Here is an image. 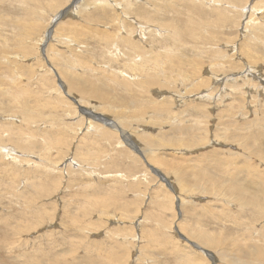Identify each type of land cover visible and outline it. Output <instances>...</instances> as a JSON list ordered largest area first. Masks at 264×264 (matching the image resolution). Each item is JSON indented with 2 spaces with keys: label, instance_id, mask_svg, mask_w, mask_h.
Returning a JSON list of instances; mask_svg holds the SVG:
<instances>
[{
  "label": "rangeland",
  "instance_id": "rangeland-1",
  "mask_svg": "<svg viewBox=\"0 0 264 264\" xmlns=\"http://www.w3.org/2000/svg\"><path fill=\"white\" fill-rule=\"evenodd\" d=\"M262 181L264 0H0V264H264Z\"/></svg>",
  "mask_w": 264,
  "mask_h": 264
},
{
  "label": "bare ground",
  "instance_id": "bare-ground-1",
  "mask_svg": "<svg viewBox=\"0 0 264 264\" xmlns=\"http://www.w3.org/2000/svg\"><path fill=\"white\" fill-rule=\"evenodd\" d=\"M96 1H99V0H95V2H96ZM78 2H79V1H78ZM63 32H64V31H63ZM258 38H259V37H258ZM4 69H5V68H4ZM125 84H126V83H125ZM126 85H127V84H126ZM126 85H125V86H126ZM66 87L68 88L69 92H70V90H72V91H73V90L77 91L76 89L78 88V86H74V88H76V89H72V88L69 87V86H66ZM88 96H90L89 93H88ZM92 96H93V95H92ZM92 96H91V97H92ZM102 96L105 97V94L102 93ZM93 97L98 98L99 96H97V97H96V96H93ZM108 99H110V98H108ZM105 100H106V99H105ZM104 103H105V102H104ZM101 119H102V118H101ZM129 126H130V125H129ZM129 128H130V127H129ZM233 139H234V138H233ZM140 140H141V139H140ZM228 140H229V139H228ZM141 142H142V145H143L144 147L147 146V148H152V147L154 148V147H158V146H159V144H158L157 141L154 142L152 139H150V138H146V136H145L144 138H142ZM173 142H174V144L176 145L175 140H173ZM178 143L180 144V142H178ZM179 144H178V145H179ZM182 145H183V144H180V146H181L180 148H183ZM184 145H187V144H184ZM190 146H192V145H190ZM160 147H161V146H160ZM176 147H177V146H176ZM187 147H188V146H187ZM184 148H185V146H184ZM245 148H246V147H245ZM243 149H244V148H243ZM246 149H247V148H246ZM148 151L150 152L149 149H148ZM152 151H154V150H152ZM152 151H151V152H152ZM157 153H158V152H157ZM176 156H177V155H176ZM159 159H160V158H159ZM152 164H153V163H152ZM157 165L159 166V164H157ZM243 168H244V167H243ZM153 169H155V168H153ZM175 169H176V168H175ZM177 169H178V168H177ZM177 172H179V169L177 170ZM172 173H173V172H172ZM173 174H174V173H173ZM175 174H176V173H175ZM194 176H195L197 179H198V178H199V179L202 178V174L199 175V173H196ZM260 178H261V177H260ZM260 178H259V179H260ZM261 180H263V179H261ZM190 183H191V185H192V181H190ZM257 183H258V182H257ZM262 183H263V185H264V181H262ZM255 184H256V183H255ZM256 185H257V184H256ZM228 189H229V188H228ZM241 195H242V194H241ZM220 197H221V196H220ZM226 197H227V196H226ZM242 197H243V196H242ZM243 198H244V197H243ZM248 199H249V200H250V199H251V200H255L254 198H248ZM246 200H247V198H246ZM244 201H245V199H244ZM255 202H256V201H255ZM255 202H254V203H255ZM257 202H258V201H257ZM257 202H256V203H257ZM243 203H244V202H243ZM243 203H242V204H243ZM259 212H260V211H259ZM257 225H258V224H257ZM201 233H202V232H201ZM17 234H18V233H17ZM232 245H233V244H232ZM194 247H195V246H194ZM245 252H246V251H245ZM218 255H219V254H218ZM224 255H226V254H220V255H219L218 260H217L219 263H220V262H224V261L226 260V259L224 260ZM262 255H263V254H262ZM231 257H232V256H231ZM249 258H250V256H249ZM229 259H231V258H229ZM107 260H108V259H107ZM252 260H253V258H252ZM109 261H110V259H109ZM232 261H233V260H232ZM232 261H231V262H232ZM241 261H242V260H241ZM243 261H244V260H243ZM229 262H230V261H229ZM231 262H230V263H231ZM250 262L252 263L253 261L250 260ZM259 262H260V261H259ZM230 263H229V264H230ZM240 263H241V262H240ZM240 263H239V264H240ZM254 263H255V261H254ZM254 263H253V264H254ZM256 263H257V261H256ZM260 263H261V262H260ZM260 263H258V264H260ZM262 263H263V262H262ZM107 264H108V263H107ZM222 264H223V263H222ZM227 264H228V263H227ZM232 264H233V263H232ZM245 264H246V263H245ZM248 264H250V263H248Z\"/></svg>",
  "mask_w": 264,
  "mask_h": 264
}]
</instances>
